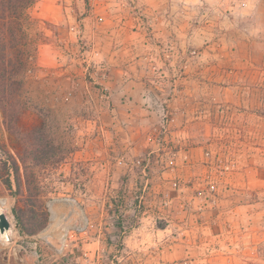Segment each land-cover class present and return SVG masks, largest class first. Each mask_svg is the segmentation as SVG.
<instances>
[{
    "label": "rangeland",
    "instance_id": "374dc122",
    "mask_svg": "<svg viewBox=\"0 0 264 264\" xmlns=\"http://www.w3.org/2000/svg\"><path fill=\"white\" fill-rule=\"evenodd\" d=\"M159 1L179 23L227 19L236 2L39 0L18 27L24 0H0V264H264V102L236 122L216 99L235 74L207 57L212 118L184 132L169 88L214 39L157 40ZM119 68L159 120H127Z\"/></svg>",
    "mask_w": 264,
    "mask_h": 264
},
{
    "label": "crops",
    "instance_id": "0c3cea01",
    "mask_svg": "<svg viewBox=\"0 0 264 264\" xmlns=\"http://www.w3.org/2000/svg\"><path fill=\"white\" fill-rule=\"evenodd\" d=\"M164 8L165 6L160 1L154 8L157 10L154 20L157 40L174 41L176 40L174 34L182 36L184 44L188 42L191 44V41H198L201 44L211 38L214 39L213 43L203 46L200 50L196 49V54L185 57L182 91L180 89L177 91L176 86L169 88L173 96L167 101H170L169 105L173 107V114L177 117H181L182 114L184 132L192 131L194 120L207 122L212 118V112L205 109L209 68L207 57L220 58L218 65H220L219 71L222 73L221 78L228 79L230 73L235 74L234 82L231 85H224L225 83L221 85V88L226 92V97L217 96L219 104L217 106L236 107L237 111L233 113L236 122L246 119L247 126H250L251 122L255 120V108L264 102V59H258L259 56L264 58V0H236L230 8L232 16L224 20L206 21V23L202 20L193 23L190 16H187L183 23H179L169 8L168 15H165ZM185 12L191 13L190 10ZM141 27L142 24H139V28ZM209 29H213V31H209ZM174 44L175 42H172L173 47L176 48ZM125 47L129 51V46ZM162 49V47L157 48L155 52L157 57L164 53ZM224 58H226L225 61ZM231 59L235 63V65L233 64L235 69L229 71L227 67H230ZM130 68L131 66H128L127 69ZM158 68L160 69V66ZM117 71L123 75H121L118 88L122 89V104L127 107V120L129 122L140 119L148 122L152 118L159 120L162 112L153 107L148 98L142 95L143 84L126 76L130 72L125 68H119ZM158 73L161 74L162 71L159 70ZM159 89L167 91L165 87H159ZM228 91H230L231 98L227 95ZM148 114H152L153 117ZM214 115L216 121L219 117L225 118V108L221 111L217 110ZM57 227L52 226V229H57Z\"/></svg>",
    "mask_w": 264,
    "mask_h": 264
},
{
    "label": "trees",
    "instance_id": "16d2710c",
    "mask_svg": "<svg viewBox=\"0 0 264 264\" xmlns=\"http://www.w3.org/2000/svg\"><path fill=\"white\" fill-rule=\"evenodd\" d=\"M39 0H24V6H19V7H15L14 10V19H15V23L19 24L18 27L20 26V22H22L23 24V14L27 11L28 8H30L31 6H33L36 2H38ZM22 57H26V59L30 58V54L27 51H23L22 52Z\"/></svg>",
    "mask_w": 264,
    "mask_h": 264
},
{
    "label": "water",
    "instance_id": "95a60500",
    "mask_svg": "<svg viewBox=\"0 0 264 264\" xmlns=\"http://www.w3.org/2000/svg\"><path fill=\"white\" fill-rule=\"evenodd\" d=\"M11 228H12L11 219L0 203V232L1 233L9 232V239H10L11 238V235H10Z\"/></svg>",
    "mask_w": 264,
    "mask_h": 264
},
{
    "label": "bare ground",
    "instance_id": "6f19581e",
    "mask_svg": "<svg viewBox=\"0 0 264 264\" xmlns=\"http://www.w3.org/2000/svg\"><path fill=\"white\" fill-rule=\"evenodd\" d=\"M4 237H5L6 239H5ZM0 238H1V239L3 238V239H5V240H9V232H6V233H1V232H0ZM2 241H3V240H2Z\"/></svg>",
    "mask_w": 264,
    "mask_h": 264
}]
</instances>
